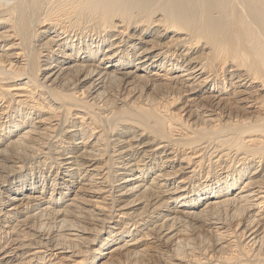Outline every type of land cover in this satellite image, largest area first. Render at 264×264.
<instances>
[{"label": "bare ground", "instance_id": "bare-ground-1", "mask_svg": "<svg viewBox=\"0 0 264 264\" xmlns=\"http://www.w3.org/2000/svg\"><path fill=\"white\" fill-rule=\"evenodd\" d=\"M0 264H264V0H0Z\"/></svg>", "mask_w": 264, "mask_h": 264}]
</instances>
